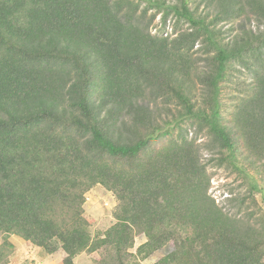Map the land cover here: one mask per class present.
Here are the masks:
<instances>
[{
    "label": "trees",
    "instance_id": "trees-1",
    "mask_svg": "<svg viewBox=\"0 0 264 264\" xmlns=\"http://www.w3.org/2000/svg\"><path fill=\"white\" fill-rule=\"evenodd\" d=\"M203 1L215 15L193 0H0V237L62 250L64 264L100 251L99 264H135L170 243L155 264H264V218L246 203L264 185V0ZM159 15L189 28L152 35ZM242 17L257 26L226 41L218 25ZM238 66L254 83L232 131L223 93ZM147 94L176 105L168 125ZM187 128L207 133L248 196L216 203ZM98 185L118 205L93 237L84 204Z\"/></svg>",
    "mask_w": 264,
    "mask_h": 264
},
{
    "label": "rangeland",
    "instance_id": "rangeland-1",
    "mask_svg": "<svg viewBox=\"0 0 264 264\" xmlns=\"http://www.w3.org/2000/svg\"><path fill=\"white\" fill-rule=\"evenodd\" d=\"M174 2V0H169ZM194 7L199 6V12L202 14H210V17L215 15V8L208 6L206 1L193 0ZM153 11L148 12L146 21L148 22ZM241 25H245L246 29L255 28L257 25L254 21L252 23L246 21L244 17L233 21L232 23L222 22L218 25L223 31L222 37L228 41L234 36L238 35L241 31ZM175 20L170 19L166 27L162 25L161 15L157 16L156 20L152 24V35L166 36L171 38L177 36L180 32L188 30V24L181 22L174 33ZM198 46L195 47L193 52L190 53L191 60L202 66L205 56L198 50ZM254 83L253 75L240 66L232 72V80L226 84L224 88L223 102L229 111L224 115L228 128L232 131L235 130L234 123H232L233 106H235L242 96L250 95L251 87ZM199 93L200 86L196 85ZM147 104V105H146ZM151 113L157 115L160 119L157 122L160 125H168L164 123V120L171 118V115H176V105L174 103L166 102L163 99H156L153 96L148 97L144 103ZM123 112L122 115H125ZM127 117V116H126ZM125 117V118H126ZM151 117L156 118L151 115ZM184 135H187L189 139L197 141V145L200 148V155L203 164H206L208 173L211 178V184L209 189L210 196L216 201V203L222 207H231L228 198H234L235 200H241L249 192L243 185L241 177L235 173L232 169L227 167H219L212 161L213 153L209 152L206 148V144L209 142V136L206 132L196 131L192 128H187ZM179 133V131H177ZM239 143V142H238ZM262 176L264 182V162L262 163ZM248 196V195H247ZM254 197V198H252ZM247 206L250 210H253L254 218L256 215L264 218V185L263 190L260 193L254 194V196L247 197ZM118 202L112 192L107 191L102 186H96L86 194V202L84 204L85 216L89 219L91 224L92 236H103L104 233L115 224L114 212L117 208ZM256 219V218H255ZM146 242L144 235H139L135 240V247L131 250L132 253H136L137 248ZM173 245L170 243L161 251L155 253L146 260L137 261L135 264H155L159 259L167 255L173 250ZM103 256V251L96 253L84 252L80 254L74 264H99ZM65 254L62 250L57 251L55 254H48L43 249L38 248L23 240L22 238L11 235L9 237H0V264H64L63 260Z\"/></svg>",
    "mask_w": 264,
    "mask_h": 264
}]
</instances>
